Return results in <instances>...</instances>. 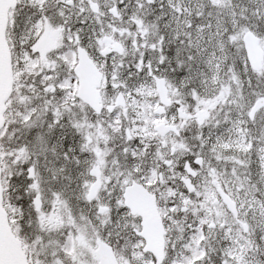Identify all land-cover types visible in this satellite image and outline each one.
Instances as JSON below:
<instances>
[{"label":"snow or ice","instance_id":"obj_1","mask_svg":"<svg viewBox=\"0 0 264 264\" xmlns=\"http://www.w3.org/2000/svg\"><path fill=\"white\" fill-rule=\"evenodd\" d=\"M0 264H264V0H0Z\"/></svg>","mask_w":264,"mask_h":264}]
</instances>
